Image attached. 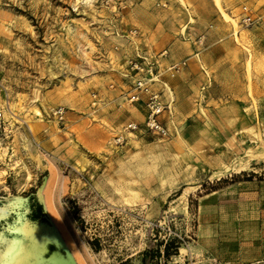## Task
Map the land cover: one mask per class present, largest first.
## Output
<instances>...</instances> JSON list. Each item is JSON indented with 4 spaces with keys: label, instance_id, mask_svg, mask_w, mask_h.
Here are the masks:
<instances>
[{
    "label": "rangeland",
    "instance_id": "obj_1",
    "mask_svg": "<svg viewBox=\"0 0 264 264\" xmlns=\"http://www.w3.org/2000/svg\"><path fill=\"white\" fill-rule=\"evenodd\" d=\"M168 1L0 0V199L45 184L77 264H141L144 250L172 237L180 247L168 264H217L201 250L199 197L215 191L223 211L243 218L251 200L242 193L264 191V62L251 52L243 99L205 103L203 94L184 119L164 112L177 129L166 137L141 126L114 144L123 119L112 128L105 103L91 106V92L103 97L123 65L115 32L136 27L155 52L146 27ZM174 1L188 19V0ZM219 1L234 31L251 26L246 5L229 15ZM59 105L62 123L51 114Z\"/></svg>",
    "mask_w": 264,
    "mask_h": 264
},
{
    "label": "crops",
    "instance_id": "obj_2",
    "mask_svg": "<svg viewBox=\"0 0 264 264\" xmlns=\"http://www.w3.org/2000/svg\"><path fill=\"white\" fill-rule=\"evenodd\" d=\"M174 2L169 0L161 4L162 7L150 15L146 27L147 38L155 52L167 50L166 55L158 56L161 68L185 60V65L174 75L170 76L166 71L162 73L173 96L171 110L184 119L196 109L195 102H201L203 94L205 103L226 102L235 95L243 99L240 96L246 95L245 60L251 52L264 62V0L219 1V6L229 15L242 4L257 19L256 24L246 28L239 26L237 31L222 19L213 0H188L187 4L184 3L182 8L187 11L188 19L179 6L176 12L173 11ZM241 36L242 45H239L235 38L240 39ZM206 74L210 77V84L201 89ZM112 75L110 83L115 87L110 88L106 83L101 92L105 99L102 118L112 128L142 120L144 104L125 102L124 95L130 86L122 83L117 69ZM154 86L157 87L156 84ZM118 117L123 121L114 125ZM177 127L178 130L181 128ZM241 196L251 200L243 218L235 215L238 212L223 211L215 191L199 197L202 201L197 212L201 218V235L206 238L201 250L209 253L217 264H242L264 259V191L254 189Z\"/></svg>",
    "mask_w": 264,
    "mask_h": 264
},
{
    "label": "built area",
    "instance_id": "obj_3",
    "mask_svg": "<svg viewBox=\"0 0 264 264\" xmlns=\"http://www.w3.org/2000/svg\"><path fill=\"white\" fill-rule=\"evenodd\" d=\"M107 1V0H105ZM246 14L241 18L242 22L246 25L256 24V18L252 17L246 7H243ZM115 35L120 38V42L113 45L115 51H123V65L120 69L121 81L123 84L130 86L127 94L124 95V101L128 104L142 102L145 108L144 120L142 125L129 121L120 126L119 131L113 136L114 144H121L126 138V134L136 131L143 127L145 131L152 134L166 137L171 131H176V126L170 128L162 120L164 112L170 116L171 103L173 96L168 82L163 78V71L168 72L170 76L177 73L181 67L185 65V60L172 62L164 68H161L158 62V56H164L167 53L166 49L160 52H152L148 49H143L142 33L136 27L124 28L120 32H115ZM125 45H130V50H127ZM157 85L155 87L154 85ZM210 84V77L206 74L205 84L201 89H204ZM110 88H114L115 84L110 83ZM165 92L167 96H165ZM91 106H97L104 103L102 96L91 92ZM54 119L62 123L65 117V108L61 105L56 106L51 110ZM2 119L0 113V129L2 126ZM242 264H264V259H260L251 263Z\"/></svg>",
    "mask_w": 264,
    "mask_h": 264
},
{
    "label": "bare ground",
    "instance_id": "obj_4",
    "mask_svg": "<svg viewBox=\"0 0 264 264\" xmlns=\"http://www.w3.org/2000/svg\"><path fill=\"white\" fill-rule=\"evenodd\" d=\"M44 187L28 197L12 194L0 199V264L79 262L68 249L66 229L51 210Z\"/></svg>",
    "mask_w": 264,
    "mask_h": 264
},
{
    "label": "trees",
    "instance_id": "obj_5",
    "mask_svg": "<svg viewBox=\"0 0 264 264\" xmlns=\"http://www.w3.org/2000/svg\"><path fill=\"white\" fill-rule=\"evenodd\" d=\"M162 246V249H160ZM180 247V241L176 238H168L167 240L158 241L155 248L146 249L142 252L141 264H145L146 258L150 261L163 259V264H168V260L172 255H176L178 253V249ZM121 264V263H117Z\"/></svg>",
    "mask_w": 264,
    "mask_h": 264
}]
</instances>
